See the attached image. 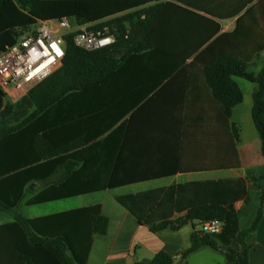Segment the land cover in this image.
<instances>
[{
  "label": "trees",
  "instance_id": "obj_1",
  "mask_svg": "<svg viewBox=\"0 0 264 264\" xmlns=\"http://www.w3.org/2000/svg\"><path fill=\"white\" fill-rule=\"evenodd\" d=\"M262 4L246 9L233 33L219 35L202 49L218 27L206 32L208 19L192 11L196 4L190 0H0V52L15 45L38 20L73 17L80 23L98 22L96 28L117 30L113 45L95 51L75 46L72 34L66 35L57 71L17 102L5 101L0 91V213L175 172L156 170L143 160L138 119L142 111L149 113L147 107L164 86L185 77L188 66L197 62L204 63L202 75L235 140L238 130L229 119L243 96L233 77L256 84L251 119L264 159V66L257 74L250 73L253 55L240 58L220 49L235 39H243L244 47L253 46L252 54L264 49V24L254 19L257 28L246 29V20ZM191 17L202 21L194 34L188 30ZM209 55L212 58L205 63ZM184 100L174 97L168 107L180 111ZM131 143L138 145L133 152ZM250 180L192 181L119 195L115 201L152 233L191 224L193 243L182 258L210 247L222 250L233 264H248L262 210L249 229L241 230L234 205L246 198ZM34 183L44 186L36 194L30 189ZM205 221L222 222L221 232L199 230ZM107 228L101 204L33 219L15 213L11 222L0 225V264H87L94 237L106 235ZM137 264L174 263L168 253L159 251Z\"/></svg>",
  "mask_w": 264,
  "mask_h": 264
},
{
  "label": "crops",
  "instance_id": "obj_2",
  "mask_svg": "<svg viewBox=\"0 0 264 264\" xmlns=\"http://www.w3.org/2000/svg\"><path fill=\"white\" fill-rule=\"evenodd\" d=\"M190 1L196 4L195 10L192 11L208 19L204 22L206 32L214 30L215 26L218 27L215 36L202 49L219 35L233 33L237 19L244 14L246 9L252 7L253 10L258 2L264 3V0ZM257 8L251 13L250 19L246 20V29L247 27L257 28L254 25V19L260 24H264V4ZM191 18H194L192 19L194 21L190 23L188 30L194 34L198 31L202 21L196 17ZM245 33L250 32L245 30ZM242 42L243 39H239V41L235 39L231 45L223 43L220 45V49L240 58L253 55L247 68V71L250 72L249 67L264 55V49L252 54L254 47H244ZM211 58L212 56L209 55L204 59V62L207 63ZM192 60L193 57L187 60V63L190 64ZM203 64L197 62L188 66V74L185 77H178L172 84L164 86L160 97L154 99L150 107H147L146 110L149 113L142 111L138 119L140 144L137 146L140 147L143 160L149 165H154L156 170L164 169L175 172L165 174L159 179L125 187L146 185L151 190L192 181L253 179L247 183L246 198L236 202L234 207L241 230L250 228L261 207L262 215L253 233L247 259L248 264H264V200L261 202V193L264 192V159L260 153V139L251 119L252 94L256 84L239 77H233L243 96L242 101L231 110L229 119V123L238 130L239 137L235 140L234 131L222 118V109L214 102L211 90L202 75ZM262 66H264V60L257 72L250 73L257 74ZM239 80L249 82L253 86L244 91ZM178 96L185 98L180 111L168 107L173 104L172 98ZM251 124L252 127H250ZM246 128H252L254 132L250 134L247 132L250 129ZM178 132L182 133L180 137ZM137 146L131 143V152L138 148ZM43 187L40 183H34L31 184V191L36 194ZM108 191L112 190L47 202L75 199L77 206L55 209L44 214H31L25 218L33 219L101 204V212L108 219L107 233L104 236L94 237L87 264H137L151 260L159 251L168 253L173 258L174 264H233L226 259L222 250L210 247L199 248L182 258L181 254L193 243L191 235L194 228L191 224L185 225L178 231L167 229L152 233L119 205H111L106 213L104 200L96 199V197L100 194H103L104 197ZM116 196L119 195H114V200ZM21 206L36 205L22 204ZM16 209L0 214L8 213L14 216L17 213ZM2 220H0V225L11 222L13 218Z\"/></svg>",
  "mask_w": 264,
  "mask_h": 264
},
{
  "label": "built area",
  "instance_id": "obj_3",
  "mask_svg": "<svg viewBox=\"0 0 264 264\" xmlns=\"http://www.w3.org/2000/svg\"><path fill=\"white\" fill-rule=\"evenodd\" d=\"M106 20L102 21L105 22ZM97 23H80L68 18L38 20L12 47L0 52V91L5 101H19L33 86L57 71L65 55V36L72 34L75 46L95 51L115 43L116 26L96 28ZM219 221L201 222L198 229L207 234L221 232Z\"/></svg>",
  "mask_w": 264,
  "mask_h": 264
},
{
  "label": "rangeland",
  "instance_id": "obj_4",
  "mask_svg": "<svg viewBox=\"0 0 264 264\" xmlns=\"http://www.w3.org/2000/svg\"><path fill=\"white\" fill-rule=\"evenodd\" d=\"M36 4H37V2H36ZM36 4H35V8H36L35 12H36V10H38V5H36ZM67 18L71 24L73 23V21L75 19L73 17H67ZM262 60H264V55H262V57H260L257 60L258 62H256L253 66H250L248 70L250 72H257L261 67ZM239 81L241 83L240 86L244 89V91L249 90V88L253 86V84L246 82L244 80H239ZM250 127H252V124ZM246 129H250L249 131H247L250 134H252L254 132V130L252 128H246ZM145 190H149L146 187V185L124 187L121 189L108 191L105 193L104 197L102 196L103 194H100V196L96 197V199H99V200L103 199L104 200L105 212L108 213V210H109L111 205H115V206L118 205L113 198L114 195H124V194L135 193L137 191H145ZM73 206H77V201L75 199L65 200L63 202H53V203H47V204H42V205H36V206H32V207H24V206L20 205V207L16 209V212H17V214H19L23 217H27L31 214H33V215L44 214V213L51 212L55 209L71 208ZM10 218H13V215L8 214V213L0 214V220L3 219L2 221H5V220L10 219Z\"/></svg>",
  "mask_w": 264,
  "mask_h": 264
},
{
  "label": "water",
  "instance_id": "obj_5",
  "mask_svg": "<svg viewBox=\"0 0 264 264\" xmlns=\"http://www.w3.org/2000/svg\"><path fill=\"white\" fill-rule=\"evenodd\" d=\"M30 189H31V187H30Z\"/></svg>",
  "mask_w": 264,
  "mask_h": 264
}]
</instances>
